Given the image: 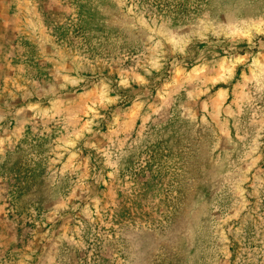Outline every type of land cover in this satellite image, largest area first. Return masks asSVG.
I'll use <instances>...</instances> for the list:
<instances>
[{"label": "rangeland", "instance_id": "rangeland-1", "mask_svg": "<svg viewBox=\"0 0 264 264\" xmlns=\"http://www.w3.org/2000/svg\"><path fill=\"white\" fill-rule=\"evenodd\" d=\"M0 264H264V0H0Z\"/></svg>", "mask_w": 264, "mask_h": 264}]
</instances>
